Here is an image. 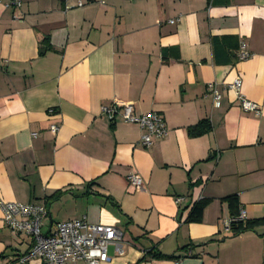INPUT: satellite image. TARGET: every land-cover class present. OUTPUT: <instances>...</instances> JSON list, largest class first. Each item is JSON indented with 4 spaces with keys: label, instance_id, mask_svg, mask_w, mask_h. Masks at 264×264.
Masks as SVG:
<instances>
[{
    "label": "crops",
    "instance_id": "obj_1",
    "mask_svg": "<svg viewBox=\"0 0 264 264\" xmlns=\"http://www.w3.org/2000/svg\"><path fill=\"white\" fill-rule=\"evenodd\" d=\"M78 1L0 2V199L44 206L43 234L81 218L117 228L109 264H264V226L232 235L222 201L264 217V0ZM236 79L259 116L226 89ZM114 102L159 114L166 136L140 146L138 126L102 114ZM202 121L210 131L190 137ZM200 200L201 222L186 223ZM31 244L0 211V264Z\"/></svg>",
    "mask_w": 264,
    "mask_h": 264
},
{
    "label": "built area",
    "instance_id": "obj_2",
    "mask_svg": "<svg viewBox=\"0 0 264 264\" xmlns=\"http://www.w3.org/2000/svg\"><path fill=\"white\" fill-rule=\"evenodd\" d=\"M0 2L6 9L21 7V0H0ZM82 5L79 0L77 6ZM249 57L250 53L247 51L246 44L240 42L238 60L244 61ZM226 89L236 94L239 106L244 112L255 116L260 115L259 105L240 95L241 81L239 79L228 84ZM207 90L213 103L218 106L221 95L216 84H208ZM101 112L109 120L118 117L125 124L138 126L142 131L139 144L144 148L150 147L154 141L166 136L165 122L157 113L136 114L132 105L118 102L101 107ZM57 129L55 125L50 126L52 133ZM126 185L130 191H142L144 188L142 179L135 173L127 175ZM0 211L2 222L12 234L24 233L32 238L29 251L18 258V264H24L32 259H38L41 264H109L108 248L110 245L115 247L117 254H122L121 233L115 227L88 224L84 218H81L56 223L47 234H43L42 221L47 214L44 206L4 202L0 199ZM236 219L246 220L242 209ZM230 222L232 219L226 222L227 229ZM187 255L190 256V252Z\"/></svg>",
    "mask_w": 264,
    "mask_h": 264
},
{
    "label": "trees",
    "instance_id": "obj_3",
    "mask_svg": "<svg viewBox=\"0 0 264 264\" xmlns=\"http://www.w3.org/2000/svg\"><path fill=\"white\" fill-rule=\"evenodd\" d=\"M209 131H210V126L208 122L202 121L199 122L196 126L189 128L187 133L190 137H199ZM222 201H224L227 204L229 216L230 219H232V222H230L228 227V230L232 233V235L236 236L246 232H253L256 228L264 226V217L258 219H252V220L246 219L244 221H240L236 219L241 210L236 195L227 196L223 198ZM207 204H208V200H200L195 204H193V206L190 208L187 214L186 223H192V224L200 223L203 215V210ZM155 257H160V256H155Z\"/></svg>",
    "mask_w": 264,
    "mask_h": 264
}]
</instances>
